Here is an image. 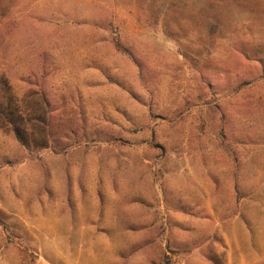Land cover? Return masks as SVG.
<instances>
[{"label": "rangeland", "instance_id": "rangeland-1", "mask_svg": "<svg viewBox=\"0 0 264 264\" xmlns=\"http://www.w3.org/2000/svg\"><path fill=\"white\" fill-rule=\"evenodd\" d=\"M0 264H264V0H0Z\"/></svg>", "mask_w": 264, "mask_h": 264}]
</instances>
